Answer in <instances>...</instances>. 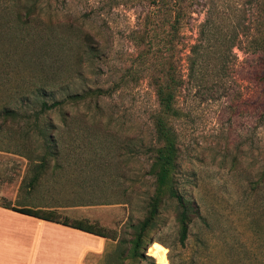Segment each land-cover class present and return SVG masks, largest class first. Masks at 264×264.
I'll list each match as a JSON object with an SVG mask.
<instances>
[{
  "label": "rangeland",
  "instance_id": "374dc122",
  "mask_svg": "<svg viewBox=\"0 0 264 264\" xmlns=\"http://www.w3.org/2000/svg\"><path fill=\"white\" fill-rule=\"evenodd\" d=\"M179 6L180 35L171 51L184 78L171 117L175 186L199 204L207 223L196 219L181 243L177 203L166 194L144 253L156 264H256L264 225V0H180ZM151 10L149 0H0V104L19 109L10 122L35 156L30 163L0 147V199L96 222L117 239L108 264H151L130 248L156 187L149 169L159 145L158 102L149 67L166 58L165 52L138 56ZM87 34L92 40L82 45ZM195 43L202 70L212 71L199 81L187 76ZM95 88L103 92L66 106L65 115L38 113L40 100ZM45 131L52 132L57 158L48 159L32 185L48 148ZM0 217V232L20 238L16 253L29 255L31 234L42 223L5 210ZM237 232L244 246L231 245L228 235Z\"/></svg>",
  "mask_w": 264,
  "mask_h": 264
},
{
  "label": "trees",
  "instance_id": "16d2710c",
  "mask_svg": "<svg viewBox=\"0 0 264 264\" xmlns=\"http://www.w3.org/2000/svg\"><path fill=\"white\" fill-rule=\"evenodd\" d=\"M151 5V13L148 15L144 33L138 37L140 46L146 47L139 53L142 59L147 56L159 57L163 54L166 58L164 65H150L149 82L152 85L156 99L158 102V109L153 114L155 139L159 143L153 149V160L150 165L149 172L155 176L156 187L153 194L149 197L147 202V214L144 219L135 226V235L132 239V256L135 258H149L151 264L154 263L152 257L145 255L144 249L149 246L151 242L147 240V232L155 223L160 206L163 202L164 196L175 199L177 203L176 221L178 224L179 241L184 243L188 237L189 227L196 220L207 223V218L201 213L200 206L196 201L185 198L180 193L176 184L177 173V147L176 134L171 124V117L176 116L178 111L175 107V99L178 89L184 82V78L180 75L179 70L173 65L171 51L175 48V41L179 37V3L180 0H149ZM82 45L85 42L92 40L91 35L87 34L84 38H80ZM161 43V45H160ZM92 49L91 44H87ZM163 49H162V47ZM199 43H195L190 47V54L188 59V80H202L205 76H211V72L202 70V61L198 59ZM264 51V40L259 47ZM161 52V54H160ZM159 53V55H157ZM206 55V53H204ZM203 54L201 55V57ZM211 69L215 70L214 67ZM221 70V71H220ZM219 74H226V69H220ZM103 92L100 88L87 89L82 92H67L63 97L57 99L40 100L38 106V113H44L50 110H59L64 115L68 113L66 106H75L83 103L89 97H98V93ZM19 109L8 106L6 103L0 104V147L6 144V149L12 147L10 150L18 155L26 158L30 163L35 160L33 151L28 145V140L25 136L19 135L18 131L13 128L10 120L17 117ZM65 119V117H63ZM5 128H1V127ZM4 130V131H2ZM3 132V133H2ZM47 140V149L39 157L40 162L37 163L35 171L30 179L33 185L43 172L48 163L49 158H57L56 148L51 146L50 136L52 132L45 131ZM47 138V139H48ZM0 207L15 211L20 214L32 216L46 221L60 223L66 226L77 228L104 238H109L113 241L117 240L111 234L98 225L96 222H90L85 218L70 220L66 216H61L59 212L53 208L35 209L28 206H14L9 201L0 199ZM233 243L239 246H244V240L240 239V234L228 235ZM259 241L258 246L254 252V259L256 264H264V225L257 235ZM117 242V241H116ZM119 253L124 255L121 250L115 253L116 258Z\"/></svg>",
  "mask_w": 264,
  "mask_h": 264
},
{
  "label": "crops",
  "instance_id": "0c3cea01",
  "mask_svg": "<svg viewBox=\"0 0 264 264\" xmlns=\"http://www.w3.org/2000/svg\"><path fill=\"white\" fill-rule=\"evenodd\" d=\"M42 228L34 231L30 238V253L17 254L21 246L19 237L6 236L0 232V264H108L106 259L112 252L115 241L60 223L35 218ZM1 218V217H0ZM0 220V230L4 229Z\"/></svg>",
  "mask_w": 264,
  "mask_h": 264
}]
</instances>
